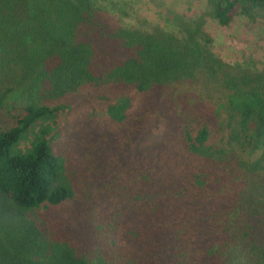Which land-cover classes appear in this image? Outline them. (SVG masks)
<instances>
[{
	"label": "trees",
	"instance_id": "obj_1",
	"mask_svg": "<svg viewBox=\"0 0 264 264\" xmlns=\"http://www.w3.org/2000/svg\"><path fill=\"white\" fill-rule=\"evenodd\" d=\"M209 1L223 26L264 7ZM204 25L0 0V264H264V71L218 57ZM80 93L113 101L55 142Z\"/></svg>",
	"mask_w": 264,
	"mask_h": 264
},
{
	"label": "rangeland",
	"instance_id": "obj_2",
	"mask_svg": "<svg viewBox=\"0 0 264 264\" xmlns=\"http://www.w3.org/2000/svg\"><path fill=\"white\" fill-rule=\"evenodd\" d=\"M90 1L97 11L106 13L122 27L150 32L154 26H160L178 37L185 35L184 21L203 16L205 25L201 41L218 57L232 66L264 71V7H256L250 16L238 15L228 26H223L214 17L209 0ZM111 101V96L108 99L98 94L80 93L68 97L59 110L54 132L50 133L52 139L59 142L76 136L81 126L93 124L86 115L103 112ZM156 128L153 132H157ZM10 213L15 215L14 205Z\"/></svg>",
	"mask_w": 264,
	"mask_h": 264
}]
</instances>
